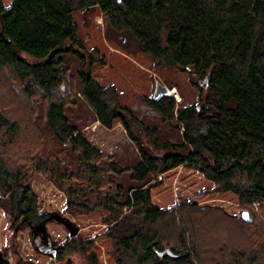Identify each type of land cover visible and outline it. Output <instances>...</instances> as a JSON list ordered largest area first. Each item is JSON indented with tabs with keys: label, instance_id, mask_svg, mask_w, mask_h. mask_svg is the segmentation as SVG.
<instances>
[{
	"label": "trees",
	"instance_id": "obj_1",
	"mask_svg": "<svg viewBox=\"0 0 264 264\" xmlns=\"http://www.w3.org/2000/svg\"><path fill=\"white\" fill-rule=\"evenodd\" d=\"M93 8L154 69L189 74L196 104L175 112L172 96L143 98L166 123L183 128L179 142L145 127L118 104L111 86L91 78L92 66L105 58L86 49L73 14ZM66 56L79 64L77 79ZM205 78L207 86H198ZM76 97L101 126L122 124L138 152L135 167H100L101 153L66 116ZM65 156L75 159L74 172ZM178 167L198 171L210 186L160 208L151 180ZM35 174L57 186L93 187L94 202L69 199L67 212L106 213L98 237L113 245L112 264H264V0H12L9 8L0 0V207L13 236L26 229L41 236L49 220L38 211ZM124 174L127 185L110 179ZM222 194L236 198V214L200 204ZM96 239L75 235L50 248L55 256L48 253L57 264L79 257L99 264L91 251ZM14 253L10 243L0 264H11Z\"/></svg>",
	"mask_w": 264,
	"mask_h": 264
},
{
	"label": "rangeland",
	"instance_id": "obj_2",
	"mask_svg": "<svg viewBox=\"0 0 264 264\" xmlns=\"http://www.w3.org/2000/svg\"><path fill=\"white\" fill-rule=\"evenodd\" d=\"M11 2L12 0H2L5 8H9ZM103 17L104 14L98 8H93L87 14L75 10L73 14L78 27V37L83 40L86 49H97L100 56L105 58V65L95 63L92 66L91 78L101 86H111L116 93L118 104L130 111L145 127L157 130L159 136L169 141L179 142L183 128L179 126L178 129L176 124L166 123L156 111L143 102V98H153L156 84L159 83L161 86L171 87V90L175 89L171 94L176 102L175 112L196 104L199 92L191 84L189 74L164 66L154 69L151 59L138 51L128 35L114 33L105 28ZM64 60L70 74L77 79L78 62L72 56H66ZM74 103L67 108L66 116L69 123L80 129L91 146L101 153L100 167L108 170L111 165H117L125 170L139 163L136 146L119 121H115L111 129L105 128L96 121L94 112L84 100L76 97ZM50 147L49 145L44 150ZM63 163L70 171L76 170L75 159L65 156ZM110 179L127 185L129 175L124 174L121 178L112 175ZM154 181L157 184L150 189L151 199L155 205L164 209L177 206L210 186L198 171L185 167L173 169L161 178H153L151 183ZM69 186H57L40 174L34 175L31 188L37 197L38 211L49 219L41 236L38 231L31 235L28 229L13 236L9 214L0 207V253H3L10 243H14L15 253L10 256L11 264H57L48 253L52 252L50 248L63 246L75 235L83 239L97 238L91 251L97 256L99 264L113 263V245L110 241L98 237L107 228L104 224L106 213L99 211L94 215H71L67 212L69 199L94 202L91 193L93 187L80 190L76 186H70L75 190L73 192ZM100 195L104 194L99 193L98 197ZM200 204L219 206L232 215L237 211L236 198L231 194L213 196ZM254 208L257 210V205H254ZM87 258H75L74 264H85Z\"/></svg>",
	"mask_w": 264,
	"mask_h": 264
},
{
	"label": "water",
	"instance_id": "obj_3",
	"mask_svg": "<svg viewBox=\"0 0 264 264\" xmlns=\"http://www.w3.org/2000/svg\"><path fill=\"white\" fill-rule=\"evenodd\" d=\"M198 86L200 87H206L207 86V78H205L203 81H199ZM172 92L171 89L161 86L159 83L156 84V89L153 95V99L156 100L160 96H171ZM52 255L55 256V251H52Z\"/></svg>",
	"mask_w": 264,
	"mask_h": 264
},
{
	"label": "bare ground",
	"instance_id": "obj_4",
	"mask_svg": "<svg viewBox=\"0 0 264 264\" xmlns=\"http://www.w3.org/2000/svg\"><path fill=\"white\" fill-rule=\"evenodd\" d=\"M171 92L174 93L175 92V89H172Z\"/></svg>",
	"mask_w": 264,
	"mask_h": 264
}]
</instances>
